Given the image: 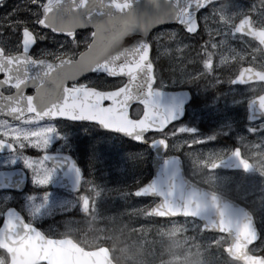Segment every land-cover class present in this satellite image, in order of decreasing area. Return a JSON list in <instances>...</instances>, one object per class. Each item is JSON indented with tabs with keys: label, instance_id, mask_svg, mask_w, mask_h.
I'll return each instance as SVG.
<instances>
[{
	"label": "snow or ice",
	"instance_id": "snow-or-ice-1",
	"mask_svg": "<svg viewBox=\"0 0 264 264\" xmlns=\"http://www.w3.org/2000/svg\"><path fill=\"white\" fill-rule=\"evenodd\" d=\"M209 2L175 0L172 9L162 10L160 0H144L142 8L139 0H27L32 7H24L25 18L17 16V7L0 15V167L10 169L0 177L7 175L11 186L19 172L23 181L41 188L67 178L74 193L72 201L48 191L39 199L33 194L27 214L12 208L0 215V264H108L106 247H84L37 222L70 205L95 219L104 192L65 152L76 138L66 131L69 122L155 151L154 176L126 193L137 198L138 207L128 210L131 215L172 224L173 230L180 217L192 219L194 230L220 235L235 264H264V237L252 215L189 185L179 175V157L173 155L182 152L194 166L206 165L210 172L221 164L248 172L251 164L241 147L264 149V80H252L255 74L243 70L222 79L220 71L241 51L228 43V36L239 34L243 40L249 34L264 54V26L243 15L233 25L222 11L211 20L204 11ZM167 13L170 26L165 27L160 17ZM216 24L227 25L228 33ZM154 25L160 28L149 35ZM204 35L208 39H194ZM44 41L51 47L42 46ZM161 60L169 61L165 71L172 72L179 90L162 89ZM200 80L206 81L202 87H231L223 108L212 104L218 126L211 134H200L185 122L187 106L199 103V89L193 95L189 86ZM242 87L247 91H240ZM217 96L219 92L209 103H218ZM238 116L246 121L240 132ZM218 137L232 138L234 144L217 148ZM58 168L63 170L59 178ZM261 168L264 176V161Z\"/></svg>",
	"mask_w": 264,
	"mask_h": 264
},
{
	"label": "flooded vegetation",
	"instance_id": "flooded-vegetation-1",
	"mask_svg": "<svg viewBox=\"0 0 264 264\" xmlns=\"http://www.w3.org/2000/svg\"><path fill=\"white\" fill-rule=\"evenodd\" d=\"M204 11L211 20H216L215 13L222 11L230 18L233 25L243 15L245 18H251L257 27L264 26V4L261 3V0H210ZM234 13L235 15H233ZM164 26L168 27L170 24ZM213 27L219 28L221 33H228L227 25L216 24ZM159 28L154 31H158ZM247 32L248 29H246ZM3 34L7 36L8 29H5ZM213 35L215 39H220L219 35ZM202 38L208 39L206 35L195 37L194 39L200 40ZM227 38L230 45L241 51L236 53L234 59L229 58L228 64L221 68V78L226 79L229 72L235 73L243 70L255 74L251 77L252 80H264V54L256 50V42L252 36L246 34L243 40H241L239 34L235 38L231 36ZM185 39L188 38L185 37ZM42 46L51 47V44L46 43L42 44ZM159 66L161 72L160 81L158 82L161 83L162 89L164 91L179 90L180 84L178 81L173 82L172 72L170 70L165 71L166 68L170 67L169 61L161 60ZM205 84V80H200L198 83L194 82L189 86L192 87L193 95H197L196 91L199 89V94L197 95L199 103L194 102L187 106L188 116L185 118V122L190 126L196 127L200 134H211L218 126V117L212 114V104H215L218 108H223L230 98V94L227 91L231 90V87L227 83H224L218 89L202 87ZM252 86L254 87L255 85L253 84ZM240 90L244 92L246 88L242 87ZM28 91H31V89H28ZM217 92H219V96L216 97L218 103L216 101L209 103L210 98ZM231 126L229 125V127ZM244 126H246V121L239 118L236 130L238 132L242 131ZM69 129L76 134V138L68 144L65 152L77 162L86 179L90 177L93 183L103 187L104 185H100L102 181L99 182V180L106 179L103 175H108L106 172L109 171H104L98 165H95L97 171L94 170L92 172L91 164L94 161H89L87 158V138L91 131L87 125H83L80 122H69L66 131ZM94 136L111 141L109 150H113L114 147L119 148L122 149L123 154L132 155L131 157H135L140 151L146 152V156H144L146 172L139 178V181H130L128 179L126 182L105 183L103 193L104 198L112 201L111 204H115L113 202L115 198L124 196V199L127 198L133 201L134 205H137V198L126 195V193H129L137 182L143 183L153 177L152 156L148 157V153L149 155L151 154L150 149L147 145H135L133 142H124L117 135L106 132L105 134L94 132ZM216 142L220 145L226 144L230 148L234 144L232 138L225 140L223 137H218ZM247 151L248 147L246 145L241 147V154L251 164V170L248 172L243 171L239 167L228 166L215 168L211 172L206 166H203L201 170L197 171L192 161L185 157L182 152L173 154H179L182 157L186 176L183 178L184 181L204 192L214 194L221 203H229L230 199L245 206L251 212L256 226L260 230V235L264 237V191L258 190L261 186H263L264 190V185L257 179L250 180L246 178L261 174L262 170L259 163L263 158L250 156ZM2 156L3 154L0 153V158ZM3 170L8 169L0 167V172ZM62 171L60 168L57 169L58 178L61 176ZM218 175L228 176V183L225 187L215 183L214 177ZM68 184V188H64L65 184L54 182L46 188H41L26 181L22 190H16L3 186L0 181V215L12 208H15L21 214H27L30 206V197L34 194L39 199L44 191H48L54 197L72 201L74 193L69 188L71 187L69 181ZM249 189L251 191H248ZM111 213L108 209L103 210L102 207H99V212L95 214V219H93L91 214L84 216L76 207L70 205L63 211H55L51 215L45 214L37 222L46 229L49 227L55 229L57 233L64 235L66 239L75 240L84 247L96 249L106 247L107 253H105V256L108 259V264H235V261L225 254L220 235L212 231L201 232L194 230L192 219L185 222L184 218L180 217L175 230H173L174 226L172 224L165 223L161 225L159 222L148 220L140 215H131L129 212L124 218H107L106 215ZM210 214L215 215V211L211 208ZM141 225H144V227H141ZM181 225L183 226L182 228L180 227ZM161 229L164 235L161 236V240L154 241L153 239L161 235L159 233Z\"/></svg>",
	"mask_w": 264,
	"mask_h": 264
},
{
	"label": "rangeland",
	"instance_id": "rangeland-1",
	"mask_svg": "<svg viewBox=\"0 0 264 264\" xmlns=\"http://www.w3.org/2000/svg\"><path fill=\"white\" fill-rule=\"evenodd\" d=\"M25 6L32 7V5L27 4V0H15L12 3H4L3 5H0V15L10 11L13 7H17L18 9H20L17 12V16L23 19L27 16V13L23 11ZM46 43H49V42L48 41L42 42V44H46ZM246 91L247 89L244 90V92ZM227 93L231 94V90H228ZM239 118L240 117L238 116L237 120ZM89 130L91 132L87 138L88 140L87 158L89 161L91 160L94 161L91 164L93 168L92 172H94V170L97 171L95 168V165H99V168L103 169L104 171H109V172H106L108 173V175H103V177H106V179L99 180V182L102 181L100 185H104L103 187H101L103 190L105 189V183H110V182L119 183L120 181L126 182V180L128 179L130 181H137L139 178L142 177V175L146 172L145 164H144V161H145L144 156H146L145 151H140V153L137 154L135 157H131L132 155L123 154L122 149H119V148L114 147L113 150H109V144L111 141H107L106 139L94 136V133H93L94 129L89 128ZM97 141H100L98 148L96 147ZM256 143H259V141H256ZM220 146L221 145L216 142L215 147L218 148ZM208 147L211 148L213 146H208ZM206 150L207 149H200V148L194 149L195 152H203ZM261 153H264V149L256 150L254 147L251 149L248 147V151H247L248 155L262 157L263 158L262 161H264V155H261ZM262 161L259 163L260 167H261ZM202 167L203 166L195 165V169L197 171L201 170ZM99 168L98 170H100ZM246 178L250 180L257 179L260 182H262V184L264 185V177L262 178L261 174L254 175L253 177H246ZM88 180L92 181L90 177ZM214 181L217 185L221 187H225L228 183V176H222V175L215 176ZM258 190L264 191L263 186H261ZM248 191H251V189H249ZM123 197L124 196H121L120 198H115V200L113 201L115 204H111L112 201H109L108 199L104 198V196L102 195L99 199V203L97 205L95 214H98L99 207H102L103 210L108 209L109 212H112L110 215H106L107 218H112V217L124 218V216L129 212L128 210L130 208L138 207V205H134L133 201H130L127 198L124 199ZM159 233H161V235L157 236L156 239H153L154 241L161 240V236L164 235L163 230L161 229Z\"/></svg>",
	"mask_w": 264,
	"mask_h": 264
},
{
	"label": "water",
	"instance_id": "water-1",
	"mask_svg": "<svg viewBox=\"0 0 264 264\" xmlns=\"http://www.w3.org/2000/svg\"><path fill=\"white\" fill-rule=\"evenodd\" d=\"M183 2V0H181V3ZM175 3V0H167V2H165V0H160V4H161V8L162 10H168V9H172L173 8V5ZM143 4H144V0H139V7H143ZM161 19L165 20V24L166 23H170L169 21H167L168 19L171 18V14L170 13H167V14H162ZM160 25H154L153 28L150 30V32L152 30H154L155 28L159 27ZM149 32V34H150ZM161 161V160H160ZM159 161V163H161ZM157 164V161H156V155H155V158H154V166ZM21 173L19 172H16L12 178H11V181H14L17 183V180L19 181V177H20ZM21 181V180H20ZM22 183V182H21ZM22 188V185L20 186ZM20 188V189H21Z\"/></svg>",
	"mask_w": 264,
	"mask_h": 264
},
{
	"label": "bare ground",
	"instance_id": "bare-ground-1",
	"mask_svg": "<svg viewBox=\"0 0 264 264\" xmlns=\"http://www.w3.org/2000/svg\"><path fill=\"white\" fill-rule=\"evenodd\" d=\"M241 91V90H240Z\"/></svg>",
	"mask_w": 264,
	"mask_h": 264
}]
</instances>
